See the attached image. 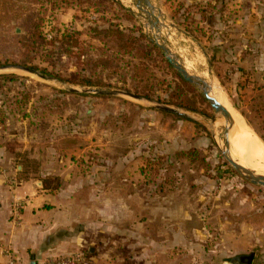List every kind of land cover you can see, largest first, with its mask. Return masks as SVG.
I'll return each mask as SVG.
<instances>
[{"label":"rangeland","instance_id":"1","mask_svg":"<svg viewBox=\"0 0 264 264\" xmlns=\"http://www.w3.org/2000/svg\"><path fill=\"white\" fill-rule=\"evenodd\" d=\"M11 2L10 18L0 19V68L7 67L0 70V147L23 179L71 196L81 236L47 258L131 264L152 254V264H229L255 253L253 264H264V186L227 162L224 118L155 44L215 85L227 109L255 120L244 119L264 142V0H150L155 10L144 9L156 25L135 0ZM35 10L51 42L24 57L17 21ZM117 27L142 46L138 53L122 55L104 35Z\"/></svg>","mask_w":264,"mask_h":264},{"label":"crops","instance_id":"2","mask_svg":"<svg viewBox=\"0 0 264 264\" xmlns=\"http://www.w3.org/2000/svg\"><path fill=\"white\" fill-rule=\"evenodd\" d=\"M244 119L255 122L247 115ZM11 161L8 151L0 147V264L8 263V254L18 264H33L67 253L81 237L78 220L68 206L71 196L67 199L63 191L52 190L43 179H23V168ZM170 246L163 245L162 250ZM148 247L153 246L146 245V251ZM145 257L131 264H152V254Z\"/></svg>","mask_w":264,"mask_h":264},{"label":"water","instance_id":"3","mask_svg":"<svg viewBox=\"0 0 264 264\" xmlns=\"http://www.w3.org/2000/svg\"><path fill=\"white\" fill-rule=\"evenodd\" d=\"M137 2V8L142 12L146 13L150 18V23L152 25H156L160 23V20L149 10H145L144 6L150 8L152 11L155 10V6L150 2V0H135ZM151 18H155L156 22L152 21ZM156 46L160 48L169 64L180 74V76L188 83L196 86L206 98V100L210 103L212 108L214 109L216 114H220L226 123L225 130L223 133V138L225 141V147L221 149V153L227 162L234 168L236 172H238L245 180L254 184V185H261L264 186V175L257 173L243 165H241L238 161L234 160L231 151H230V144H229V134L234 126V120L229 112V110L219 102V100L211 95L212 93V86L209 85L202 77L192 74L186 65L175 55L172 50L163 43L159 41L155 42ZM7 69V67H1L0 70ZM23 72L36 75L45 80H54L37 70L27 67H20L18 68ZM72 92H77V90L72 89ZM91 91V90H90ZM93 93L100 94V95H112V96H119V95H126L130 96L137 100H144L143 98L133 95L131 93L122 92V91H107V90H94ZM156 108L161 111L170 112L173 114H177L181 117L187 119H193V117L187 113L181 112L176 108L169 107L167 105L156 104ZM255 257V253H251L249 255H241L235 258H232L229 264H253Z\"/></svg>","mask_w":264,"mask_h":264},{"label":"trees","instance_id":"4","mask_svg":"<svg viewBox=\"0 0 264 264\" xmlns=\"http://www.w3.org/2000/svg\"><path fill=\"white\" fill-rule=\"evenodd\" d=\"M39 1V0H37ZM8 5H12L11 0H0V19H9L12 13L9 10V6ZM18 23L20 22L21 28L25 29L24 31V35L20 36V35H15V40H16V45L18 47V49H20L21 51L23 50V55L24 57H30V53L33 54V52H38L42 47L43 50H45L47 44H49L51 41L46 40L45 37H43V33H41V27L43 25V21L42 18L40 16V13L35 11L30 12L28 15L24 16V18L22 17L21 20L17 21ZM1 23V22H0ZM8 27L9 29L11 28V24L8 23ZM104 35L109 37V39H113L114 42H116L120 47V53L123 54H132L134 53V51H136L138 53V47H142V46H138L137 44V40L135 38H133L130 34H127L125 31H122L119 27L117 28H111L109 30H105ZM102 33V34H103ZM141 37H144V34H142ZM153 48L157 49L156 46H153ZM46 53L48 54L49 52L46 51ZM33 57V56H32ZM9 63V62H8ZM168 66L170 68H172L169 63ZM44 74H46V71L43 70ZM52 75V74H51ZM178 78L181 79V81H183V83H185L187 86H190L188 83H186L183 78L177 73ZM5 78H7V76H3ZM13 77V76H10ZM87 86H92V84H85ZM23 101L22 102H26L27 101V95H25L23 97ZM17 105L20 106L21 105V101L17 102ZM5 117V110L3 107H0V117ZM0 122L3 123L4 119L0 118Z\"/></svg>","mask_w":264,"mask_h":264},{"label":"bare ground","instance_id":"5","mask_svg":"<svg viewBox=\"0 0 264 264\" xmlns=\"http://www.w3.org/2000/svg\"><path fill=\"white\" fill-rule=\"evenodd\" d=\"M203 79L209 84L207 78ZM211 95L228 108L224 97L219 94L215 85H213ZM228 110L234 120V126L229 134L230 151L233 159L257 173L264 174V142L254 135L252 129L239 114Z\"/></svg>","mask_w":264,"mask_h":264},{"label":"built area","instance_id":"6","mask_svg":"<svg viewBox=\"0 0 264 264\" xmlns=\"http://www.w3.org/2000/svg\"><path fill=\"white\" fill-rule=\"evenodd\" d=\"M9 260L7 264H18L16 259L12 257L10 254ZM33 264H85L82 258L80 256L71 255V256H65V257H50L43 261H36Z\"/></svg>","mask_w":264,"mask_h":264}]
</instances>
